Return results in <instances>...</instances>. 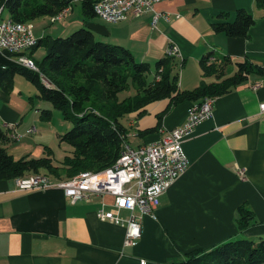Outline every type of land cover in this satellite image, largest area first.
I'll list each match as a JSON object with an SVG mask.
<instances>
[{
	"label": "crops",
	"instance_id": "1",
	"mask_svg": "<svg viewBox=\"0 0 264 264\" xmlns=\"http://www.w3.org/2000/svg\"><path fill=\"white\" fill-rule=\"evenodd\" d=\"M155 9L170 15V20L160 19L156 28L152 27L153 12L117 24L96 16L86 19L85 26L104 43L126 48L136 62L152 68L169 49L176 48L173 62L178 64L175 72L181 69L179 88L183 91L217 81L205 78L200 65L210 53L219 59L230 58L226 76L236 72L237 63L264 69V3L260 0H166ZM239 10L254 18L247 37L214 31L215 24L234 22ZM73 11V6L69 7L59 22ZM68 21L48 32H34L38 39L49 41L40 46L39 40L27 56L42 62L53 39L67 37ZM42 46L46 51L40 55ZM18 68L12 54L0 51V76ZM19 76L15 75L10 91L0 86V126L8 137L13 132L25 136L35 128L28 115L33 98L23 92ZM29 91L32 93V87ZM214 100L213 116L197 126L184 143L189 168L159 198L155 217L144 218L142 237L135 246L124 245L125 227L98 216L103 203L114 210L113 197L95 196L90 202L71 204L60 189L20 191L18 178L0 181V264H140L141 260L176 264L196 250L208 251L242 239H264V114L259 111L264 102V77L251 75L244 84ZM192 105L188 101L170 105L166 99L148 106L141 117L131 115L124 124L133 140L129 146L156 143L168 131L182 127ZM165 111L158 127V117ZM153 128L158 131L139 135ZM238 170L244 172L245 180L237 176ZM241 206L253 214L256 223L239 232Z\"/></svg>",
	"mask_w": 264,
	"mask_h": 264
},
{
	"label": "trees",
	"instance_id": "2",
	"mask_svg": "<svg viewBox=\"0 0 264 264\" xmlns=\"http://www.w3.org/2000/svg\"><path fill=\"white\" fill-rule=\"evenodd\" d=\"M75 1L81 2L84 18L96 17L94 6L99 0H0V3L14 22L28 24L43 17H57ZM226 17L221 15L222 19ZM253 24L252 15L239 10L234 22L218 23L213 28L229 37H247ZM48 41L49 38L41 39L39 45ZM174 59L166 56L160 60L155 65L153 79L149 80L152 73L149 64L136 62L126 48L97 41L91 29L80 28L67 37L53 39L48 54L36 65L39 72L21 67L6 71L0 76V86L5 91L11 90L15 75L20 74L36 86L39 98L65 111V118L73 127L61 140L72 147V155L64 158L62 167H57L53 164L51 149L45 157L15 160L0 147V181L30 178L45 172L54 181L67 182L83 173H103L117 163L128 146L127 129L122 123L126 117L134 114L141 117L148 106L166 99L170 105L185 101L201 105L206 99H216L241 86L251 75L264 77L263 68L248 62L237 63L236 72L226 76L230 58L219 59L210 53L200 65L205 78L215 77L217 81L203 82L193 91H183L179 88V73L175 72L178 64ZM41 75L50 87L43 84ZM132 89L134 95L120 98ZM164 114L166 111L158 117V127ZM40 117L49 120L51 112L42 111ZM157 131L158 128L148 129L139 135ZM9 137L0 126V143L11 140ZM238 212L239 232L256 223L244 206ZM176 264H264V239L258 242L242 239L208 251L196 250Z\"/></svg>",
	"mask_w": 264,
	"mask_h": 264
},
{
	"label": "built area",
	"instance_id": "3",
	"mask_svg": "<svg viewBox=\"0 0 264 264\" xmlns=\"http://www.w3.org/2000/svg\"><path fill=\"white\" fill-rule=\"evenodd\" d=\"M163 1L166 0H124V5H117V0H99L94 6V12L99 19L109 24L121 23L131 16L140 17L153 12L152 27L156 28L160 19L170 20L169 14L156 12L155 6ZM66 12L67 9L61 12L59 21ZM1 26L5 25H1L0 6V28ZM37 40L40 39L34 35V31L24 36H17L16 31H8L7 35H0V51L12 54L16 64H21V68L32 70L30 61L25 58V51L34 50ZM177 55L178 50L174 47L167 51L168 57ZM214 102L215 100H207L203 106L195 104L190 106L184 125L168 131L160 141L138 148L129 147V153L125 154L126 162L112 173L92 179L82 177L80 182L74 184H64L62 181H51L47 178H33L28 182L16 184V187L25 192L60 189L71 204L90 202L95 196L113 197L114 210L108 209L109 205L103 203L98 216L102 221L125 227L124 245L133 247L142 237L144 218L155 217L159 198L189 168L190 161L184 150V143L197 126L213 116ZM259 111L260 114H264V102L260 103ZM36 131V128H33L26 134H34ZM21 138L22 135L13 132V141H19ZM236 174L241 180L246 179L243 171L238 170ZM122 212L127 215L123 217ZM140 264L148 263L141 260Z\"/></svg>",
	"mask_w": 264,
	"mask_h": 264
},
{
	"label": "rangeland",
	"instance_id": "4",
	"mask_svg": "<svg viewBox=\"0 0 264 264\" xmlns=\"http://www.w3.org/2000/svg\"><path fill=\"white\" fill-rule=\"evenodd\" d=\"M72 6L74 9L73 13H71L70 16H66L62 22H59V19L53 22L52 19H54L55 17L50 18L51 22L48 17H43V18L37 19L36 21L28 23V25L27 24H24V25L30 31L34 30V32H41V31L48 32V30L52 28V26L59 27L61 23H65L66 20L67 21L69 20L68 25L65 28L68 31V35L66 36L71 35L73 32L79 30L80 28H88L87 26H85L86 18H84L83 16L81 2L77 1L76 3H73ZM57 17L61 18V13ZM8 18H9L8 11L5 10L2 15V20H6ZM95 36H96L97 41L102 40L101 37L97 35ZM39 51L40 52H38V54L40 53V55H42V53L46 51V47L44 46L40 47ZM25 57L27 59L29 58L26 53H25ZM31 61L36 63L37 66L40 65V63H38L36 60L35 61L31 60ZM180 72H181V69H178V73ZM154 73H155L154 68H152V73L148 77L149 80L153 79ZM19 77L20 79H22L21 83H23L24 85L23 92L26 93L28 96H32L33 98V103L30 104L31 110L28 111V115L32 118V122H34V126L37 131L34 134H29V135L26 134L25 136H22V138L19 141H13V138L11 137V134H10L11 140L6 141L5 143H0V147L5 148L7 152L15 160H20L22 158L45 157L47 155V150L51 149L53 151L52 152L53 153V156H52L53 164L57 167H62L64 158L66 156L72 155V147L68 145L66 142H62L61 136L64 135L66 132H68L73 127V124L70 120L65 118V111L61 109H56L54 108L52 103L42 100L41 98L37 97L38 95L37 88L33 84H31L29 81H27L24 77L22 76H19ZM29 87L30 88L32 87V93H30ZM134 94H135V91L132 89L129 92L122 93L120 95V98L124 99ZM42 111H50L51 118L49 120L42 119L40 117ZM39 112H40V115H39ZM67 112L73 113L71 110H67ZM33 117L35 118L33 119ZM128 117H131V116H128ZM128 117H126L125 119H127ZM125 119L122 120L123 124H126ZM126 142L128 145L133 146V140L130 139L128 135H127ZM43 173L45 172H41V174H38V175H45L48 178H50L48 175L43 174ZM260 240L261 239L257 240V242Z\"/></svg>",
	"mask_w": 264,
	"mask_h": 264
},
{
	"label": "bare ground",
	"instance_id": "5",
	"mask_svg": "<svg viewBox=\"0 0 264 264\" xmlns=\"http://www.w3.org/2000/svg\"><path fill=\"white\" fill-rule=\"evenodd\" d=\"M117 5H124V0H117ZM3 11H4V7H1V25H5V26H1L0 28V35H7L8 31H16L17 36H24V35H28V33L32 32L30 30H28L26 28V26L22 23H17L14 22L10 17L6 20H2V15H3ZM60 19V17H55L54 19H52V21H56ZM39 44V40L35 41V47H37V45ZM29 51H25V53L27 54ZM26 58V57H25ZM27 59V58H26ZM28 60L30 61V68L35 71V72H39L38 68L36 67V64L31 61L29 58ZM19 67H21V64H17ZM30 70V71H32ZM43 79V80H42ZM41 80L47 87H50L49 82L47 81V79L45 77H43L41 75ZM207 100H214V99H206L201 105H197V106H203L205 103H207ZM11 137L13 138V134H11ZM129 145L125 147L124 151L121 154L120 159L117 161V163L110 168L109 170L103 172V173H99V174H94V173H83L77 177H75L74 179L67 181V182H62L64 184H74L76 182H80L81 178L84 177L85 179H92L94 177H97L99 175H106L108 173H112L113 171H115L116 169H119V167H121V164L126 162V153H129ZM33 178H47L49 180H51L50 178L44 176V175H37V176H33L30 178H24V179H18L16 181V184H22L24 182H28L29 180H32ZM53 181V180H51Z\"/></svg>",
	"mask_w": 264,
	"mask_h": 264
}]
</instances>
